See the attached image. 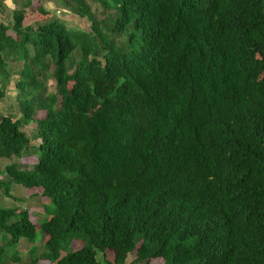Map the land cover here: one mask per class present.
I'll list each match as a JSON object with an SVG mask.
<instances>
[{
    "label": "trees",
    "instance_id": "obj_1",
    "mask_svg": "<svg viewBox=\"0 0 264 264\" xmlns=\"http://www.w3.org/2000/svg\"><path fill=\"white\" fill-rule=\"evenodd\" d=\"M71 1L102 40L87 6ZM104 6L111 32L139 42L132 53L105 41L101 56L86 43L72 66L76 44L60 21L24 27L15 10L17 38L0 23V101L18 76L22 113L0 112V160L10 162L0 186L11 199L12 184L41 189L52 207L39 229L28 210L0 209L12 250L0 247V264L39 232L50 264H126L134 252V264H264V0ZM38 111L34 147L23 129ZM32 154L33 169L13 162ZM75 240L84 246L69 251Z\"/></svg>",
    "mask_w": 264,
    "mask_h": 264
},
{
    "label": "rangeland",
    "instance_id": "obj_2",
    "mask_svg": "<svg viewBox=\"0 0 264 264\" xmlns=\"http://www.w3.org/2000/svg\"><path fill=\"white\" fill-rule=\"evenodd\" d=\"M27 0H0V23L8 26L10 25V30L8 31V35L17 38L15 32L11 29L13 23V16L15 10L24 11V20L23 26L27 27L30 25L38 28L39 25H43L49 23L54 20H58L65 25V27L72 33L73 39L76 44V49L72 54V66L78 63L81 60V56L83 54V46L88 43L93 50H96L100 55L105 54L104 44L107 42L113 43L120 48H123L129 53L135 51L139 45L138 41H134L133 44L129 43V35L130 33L127 31L124 34H116L111 32V28L113 29V25H110V18L108 14L110 11L106 9L104 3H107V0H81L85 6L88 8L89 17L95 18L97 28L102 35V40L99 36L94 34L92 22L82 15H78L75 13L76 9L75 3L71 0H31V5L28 6L26 4ZM28 3V2H27ZM85 34H90V37H86ZM104 40V42H103ZM107 41V42H105ZM101 55V56H102ZM22 62L12 63V67L15 70L20 71L22 69ZM51 74V71L49 72ZM18 80V76L13 78L11 85L8 86L6 90L5 97L0 101V112L1 116H11L16 121L17 119L22 117V113L18 107L17 101V91L15 90V83ZM44 80V77L41 78ZM72 86V85H70ZM55 92V83L48 77L45 84V94H50ZM94 113V112H92ZM46 112L38 111L34 120L28 125L24 126V131L30 136L32 145L39 146L40 140L36 138V130H37V122L45 119ZM39 156H34L33 154L28 157H24L22 160H13V162H18L22 168L25 169H33V167L38 163ZM9 161H3L1 163V171L4 175V167L9 165ZM7 179L8 177L5 176ZM9 180V179H8ZM16 188L20 187L15 185ZM41 189H36V200H30L27 206H36L34 212H31V219L36 224V227L39 229L42 222L49 218V211L52 210L49 199L41 196ZM13 208V201L6 198L5 195H2L0 198V209H8ZM47 212V213H46ZM0 247L6 246L9 242V236L4 232L0 234ZM38 238L36 241V259L40 261V255L42 253L43 244L46 242V239L38 233ZM42 238V239H41ZM74 241L69 249V251H77L80 250L84 246V241ZM31 245H23L20 244L18 247V255L21 261L29 260L28 251L31 248ZM8 250V257H12V250L5 247ZM33 255V256H34ZM66 252L62 253V256H65ZM106 258L109 262H114L115 254L111 251H107L105 253ZM31 256V255H30ZM31 256V257H33ZM28 258V259H27ZM101 260V255L98 256ZM136 260V252L130 254L127 258L126 264H134ZM8 264H16L15 262L9 260ZM41 264H50L47 261ZM145 264H164V260L162 259H150Z\"/></svg>",
    "mask_w": 264,
    "mask_h": 264
},
{
    "label": "crops",
    "instance_id": "obj_3",
    "mask_svg": "<svg viewBox=\"0 0 264 264\" xmlns=\"http://www.w3.org/2000/svg\"><path fill=\"white\" fill-rule=\"evenodd\" d=\"M3 161L4 160H0V168H1V163ZM1 169H0V174H2ZM3 169L5 170V167ZM5 176H6L5 174L0 175V181H10V180H8V178L6 179ZM2 195H5L4 189H2L0 186V198ZM12 195L14 196L15 199L8 198L6 195H5V197L13 201V208H17V209H21V210H28L30 213V218H31L32 217L31 212H34V210H32V209H36L35 208L36 206H27V204H28V202H30L31 199L36 200V189L29 190V189H26L22 186L16 188L15 184H12ZM32 222H33V220H32ZM47 239L48 238H46V240ZM24 243H26V245L32 246L28 251L29 260L21 261L19 258V260L17 262H15L16 264H32V262L36 260V256L34 255L33 257H31L30 256L31 254L29 253L32 249H34V247L36 248V243H30L29 241H27L25 239L21 240L20 244L23 245ZM18 257H19V255H18ZM41 263H44V260H40L38 262V264H41Z\"/></svg>",
    "mask_w": 264,
    "mask_h": 264
}]
</instances>
